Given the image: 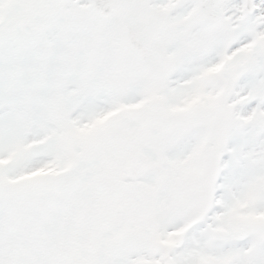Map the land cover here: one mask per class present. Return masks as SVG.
I'll return each instance as SVG.
<instances>
[{
    "label": "snow or ice",
    "instance_id": "obj_1",
    "mask_svg": "<svg viewBox=\"0 0 264 264\" xmlns=\"http://www.w3.org/2000/svg\"><path fill=\"white\" fill-rule=\"evenodd\" d=\"M0 264H264V0H0Z\"/></svg>",
    "mask_w": 264,
    "mask_h": 264
}]
</instances>
